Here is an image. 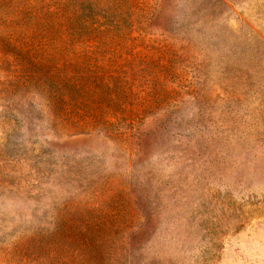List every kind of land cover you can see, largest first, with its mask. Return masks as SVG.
<instances>
[{"label": "rangeland", "instance_id": "374dc122", "mask_svg": "<svg viewBox=\"0 0 264 264\" xmlns=\"http://www.w3.org/2000/svg\"><path fill=\"white\" fill-rule=\"evenodd\" d=\"M0 264H264V0H0Z\"/></svg>", "mask_w": 264, "mask_h": 264}]
</instances>
